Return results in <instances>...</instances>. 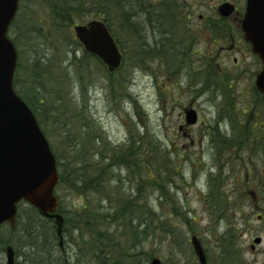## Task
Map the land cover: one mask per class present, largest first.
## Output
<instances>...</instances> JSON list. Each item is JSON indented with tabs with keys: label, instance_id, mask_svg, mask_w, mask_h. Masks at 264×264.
<instances>
[{
	"label": "trees",
	"instance_id": "trees-1",
	"mask_svg": "<svg viewBox=\"0 0 264 264\" xmlns=\"http://www.w3.org/2000/svg\"><path fill=\"white\" fill-rule=\"evenodd\" d=\"M133 1L143 3V0H36L34 2L40 5L44 15L34 4L29 6L27 21H22L20 9L10 27L11 39L18 49L13 83L16 93L31 108L40 126L43 124L42 112L51 115V122L59 117L63 119L59 122L63 126L59 125L58 134H63L65 152L58 154L52 145L51 150L59 171L55 195L58 211L64 217L63 233H78L81 240L79 246L82 247L75 264L85 260L86 252L88 263L142 264L143 255L148 254L143 251L146 242L157 238L166 242L170 233L178 229L171 222V214H164L169 207L174 210L181 207L175 197L169 200L166 196L167 182L173 183L172 174L180 173L174 168L176 160L171 159V151H167L146 124H141L136 133L130 131L125 142L112 145L90 127L84 108L80 109L72 99H79L75 92L77 88L82 89L81 95L85 94L86 83L91 82L93 72L91 61L101 64L102 77L108 81L112 94H116L115 99L119 96L120 100L125 98L127 51L114 27H122L130 38H134L130 53L136 66L158 59L159 55L164 56V52L157 48L144 49L139 28L131 23V18L142 14L147 17V22L163 26V22H178L186 17L181 5L172 0V5L167 8L163 7L164 2L143 8L141 5L134 6ZM85 15L87 20H103L124 52V60L115 73L108 72L98 58L86 53L72 35L73 25L85 22ZM45 32L48 35H43ZM20 44L27 49L24 59ZM77 51L81 52L79 58ZM68 59L70 65L65 64L64 60ZM52 81L59 88H47ZM40 91L44 94L50 92V96ZM44 101H47L45 105ZM137 108L136 116L141 121L143 116ZM77 121L81 123L78 132H70L69 126L77 125ZM124 172L126 175L123 178L121 174ZM154 193H157L156 205L150 196ZM67 197L69 201L78 199L80 206L69 204ZM187 212L180 213L178 221L187 222ZM2 229L7 230L8 235ZM220 239V259L225 261V252L233 240L226 236ZM0 244H12L15 249L29 248L31 253H22L26 264H70L68 250L64 248V243L60 246L53 220L41 216L31 205L27 209H18L13 229L5 224L0 226ZM57 248L60 259H55L52 254ZM208 264H211L209 260Z\"/></svg>",
	"mask_w": 264,
	"mask_h": 264
},
{
	"label": "rangeland",
	"instance_id": "rangeland-1",
	"mask_svg": "<svg viewBox=\"0 0 264 264\" xmlns=\"http://www.w3.org/2000/svg\"><path fill=\"white\" fill-rule=\"evenodd\" d=\"M34 1L36 0H23V8L20 13L23 19L22 21H27L29 6L31 7L34 4L39 6L42 16L44 15L40 5ZM154 1L157 2L158 0ZM230 1L236 4L239 10H242L245 5V0ZM181 2L185 4V7L181 4L184 16L190 11L192 17L190 16L189 18H192V22L198 25L199 30L203 29L197 41V50L201 54L200 58L203 57L204 62L205 60L217 61L218 56L216 52H219V48L217 46L213 47L212 38L214 32L206 28L205 25L206 22H220L217 20L219 15L216 10L223 0H181ZM132 3L134 6L141 5L143 8H146V2L144 3V1L142 4L135 1ZM146 18L145 15L143 17L142 14H138L131 18V23L137 25L140 34L144 26L143 34L147 38L149 31L148 26H146L147 32L145 34V25L148 23L145 20ZM90 20L92 19L87 20V15H85V22ZM229 21L233 22L231 18ZM114 28L116 29L115 33L119 36L124 50L127 51V62L125 63L128 74H126L125 79L127 84L125 89L126 96L124 95L125 98L120 100L121 96H119L115 99L116 94H112V91L109 89L108 81L102 77L103 68H101V64L91 61L90 63L92 64L93 71L90 75L91 82L86 83L85 88L87 90L84 95H81L83 92L82 89L79 90L77 88L75 90L76 96L79 98L77 99L78 101L75 100V98L72 99L74 100V104H79L80 109L84 108V114H86L85 116L90 120V127L112 145L125 142L130 131L136 133L140 130L139 126H141V124H146L147 129L157 136L158 140L166 147L167 151H171V159L174 161L176 160L174 168L180 173L172 174V179L174 177L173 183L170 184L167 182L166 196L169 200L175 197L179 200L178 202L181 207H176L175 210L173 207H169L171 209H165L164 214H171V222L173 225L178 226V229H176L173 234L170 233L166 242H162L161 238L146 242L143 246V251L148 252L151 256L147 259L149 255H143L142 264H151L154 258L159 259L160 264H198L189 241L190 237L193 235L197 236L200 240L211 264H224L225 262L228 264H264V230L255 216L254 211H250V207L252 208L250 199L247 198L249 203H244V196H242V194L240 195V201L242 202L240 206L244 211L246 210L245 212L248 214L245 216L243 213L242 216V213L236 208V204H234L229 197L231 184H210L206 182L205 177L201 174V168L197 164L200 155L198 146L200 130L206 128L208 125L207 120L211 119V116H213L216 99L214 100L208 93L205 95H201L200 93L190 94L192 91L188 89V87L182 90V92L179 88H171L174 81L168 80L166 74H159L162 72L160 69L163 68L157 67V64L154 62L150 63L147 62L148 60L144 61L142 67L138 68L134 63L135 59H132V54L130 53L134 47V38H130L122 27ZM44 31H46V29ZM43 35H48V33L45 32ZM72 35H74L73 31ZM9 37H12V31L9 32ZM141 41L142 44L145 43L142 37ZM148 42L149 46H151L152 43L150 41ZM143 47L144 49H148L144 44ZM19 48L22 52L21 57L24 59L27 49L21 44ZM69 48L71 49V47ZM44 50L47 52L46 47H44ZM122 53L124 54V52ZM76 56L79 58L81 52L77 51ZM164 58L165 56H163V62ZM64 61L66 65H70L69 59ZM218 61L225 64L223 67L234 74V70H232L230 66L232 63V56L226 59L225 53H220ZM239 61H241V59H239ZM153 69H155L154 71L157 74L155 76L156 78H154V75L151 73ZM93 80L95 82L92 84ZM179 82L185 85L183 80L180 79ZM62 86L68 88L67 85ZM47 88L57 89L59 85L52 81L47 84ZM40 93L44 94L41 91ZM44 95L50 96V92ZM71 95L73 97L75 93ZM46 103L47 101L43 102L44 105ZM135 105L136 108L138 106L137 110L139 109L138 112L143 116L141 121H139V118L136 116ZM189 108L198 111L199 117L194 125H187L185 123V111ZM40 117L43 121L41 128L46 134L50 146L52 145L58 154H63L65 152L63 134H58L60 126H63L59 124V122L63 119L59 117L55 122H51V115L43 112ZM200 118H204V122H200ZM78 126H81L79 121H77V125L72 124L69 126L70 132H78ZM181 126H184L183 130L188 128L187 137L182 135L180 131ZM97 146L99 147V145ZM121 175L124 178L126 173L124 172ZM178 182L179 184L177 186L176 184ZM112 186L115 185L112 184ZM150 196L151 199L154 200L152 201L153 204L156 205L155 197L157 193L150 194ZM66 200L69 204L80 206V202L76 198H74L73 201H69V197H67ZM28 206V204L22 202L19 209H27ZM186 211H188V221H178L177 216ZM3 230L4 229H2V231ZM3 233L8 235L7 230H4ZM221 236H226L233 240L232 244L230 243L231 245H229L225 252L227 256V260L225 261L220 259L222 246L219 240H221ZM255 237H262V244L259 247L257 246L256 250L253 252L250 249V244ZM63 238L64 248L66 251L68 250L69 262L70 264H75L79 258V248L82 247L79 246L81 240L78 238V233L70 235L66 232L63 234ZM5 246L0 244V264H5L6 261L3 249ZM14 250L17 264H26L22 253H26L27 251L31 253V250L26 247H17L16 249L14 248ZM55 250H57V252ZM55 250L53 249L52 252L54 258L60 259L58 248ZM80 264H93L88 263L87 252L85 254V260H81Z\"/></svg>",
	"mask_w": 264,
	"mask_h": 264
},
{
	"label": "flooded vegetation",
	"instance_id": "flooded-vegetation-1",
	"mask_svg": "<svg viewBox=\"0 0 264 264\" xmlns=\"http://www.w3.org/2000/svg\"><path fill=\"white\" fill-rule=\"evenodd\" d=\"M143 1L147 7L161 5V2L166 8L172 5V0ZM22 2L18 0V10H22ZM175 2L185 6L181 0ZM234 5L238 13L236 21L232 16L218 17L220 22H206L205 25L214 32L212 43L213 47L219 48V52H216L218 60L220 53H225L226 59L232 56L230 66L234 74L218 60L210 61L207 58L209 61L204 62L203 57L200 58L197 41L203 29L199 30L198 25L189 18L192 17L190 11L184 19L163 22V26L148 22L145 34L148 26L149 35L147 38L144 36L143 26L140 28L141 37L148 49L157 48L164 52V62L161 55V59L147 62H154L157 67L163 68L159 74H166L168 80L174 81L171 88H179L182 92L188 87L192 91L190 94L208 93L216 99L213 116L207 120L206 128L200 130L197 164L206 182L231 184L229 197L242 216L243 213L245 216L248 214L240 206V195L244 196V203H249V198L252 202L250 211H254L264 230V91L257 83L258 76L264 70V61L244 34L239 7ZM230 18L233 22L229 21ZM148 41L152 43L151 46ZM137 67L141 68L142 64L138 63ZM154 70L151 73L156 78ZM180 79L185 85L179 82ZM200 122H204V118H200ZM183 128L181 126L180 131L187 137L189 130ZM253 240L250 249L254 252L262 241L253 245Z\"/></svg>",
	"mask_w": 264,
	"mask_h": 264
},
{
	"label": "water",
	"instance_id": "water-1",
	"mask_svg": "<svg viewBox=\"0 0 264 264\" xmlns=\"http://www.w3.org/2000/svg\"><path fill=\"white\" fill-rule=\"evenodd\" d=\"M17 6L18 0H0V225L7 222L11 228L15 227L17 204L24 200L40 215L54 219L57 234L61 236L64 219L56 213L54 195L59 180L56 159L32 110L13 88L18 52L7 33ZM234 9L227 1L218 7V13L228 17ZM242 28L264 61V0H247ZM74 31L85 50L98 57L109 71L119 68L122 55L102 21L76 25ZM257 83L264 91V70ZM196 120V112L187 110L186 122L194 124ZM260 241L261 238H256L254 243ZM190 242L199 264H207L197 236H191ZM5 251V264H14L13 248L7 246ZM151 264H160V260L154 258Z\"/></svg>",
	"mask_w": 264,
	"mask_h": 264
}]
</instances>
